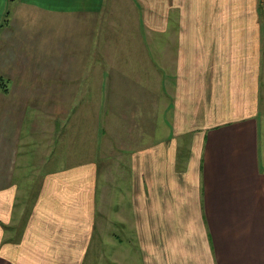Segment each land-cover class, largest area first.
Wrapping results in <instances>:
<instances>
[{"label": "crops", "instance_id": "0c3cea01", "mask_svg": "<svg viewBox=\"0 0 264 264\" xmlns=\"http://www.w3.org/2000/svg\"><path fill=\"white\" fill-rule=\"evenodd\" d=\"M107 6L116 15L118 0H0V264H85L102 224L110 264H264V1L193 0V68L155 72L168 116L116 147L108 177L101 82L89 103L59 91L85 64L70 24L94 39ZM22 69L35 79L18 81Z\"/></svg>", "mask_w": 264, "mask_h": 264}, {"label": "rangeland", "instance_id": "374dc122", "mask_svg": "<svg viewBox=\"0 0 264 264\" xmlns=\"http://www.w3.org/2000/svg\"><path fill=\"white\" fill-rule=\"evenodd\" d=\"M129 1L132 2V6ZM129 1L118 0L116 15L113 8L109 9L108 6L106 10L103 8V18L96 24L95 40L89 35L78 36V25L70 24L72 25L69 32L70 49L74 52L75 60L79 56L77 55L79 48L88 43L85 47V64L80 60L82 72L76 71L77 63L74 62L71 66L75 71L71 72L70 79L79 76L77 77L81 82L79 87L71 85L70 88L59 90L60 93L67 92L66 97L69 100L73 96L76 99V96L85 90L84 103H89L92 102L90 98L94 95L99 97L98 90L92 87L93 82L96 84L101 82L100 150L102 149V154L108 157L102 162L101 170L102 175L106 177L109 176L106 172L109 170L110 155H117L114 152L117 146L122 149L132 147L135 142L140 141L141 132L149 133L155 129L157 123H161L158 116L162 117L163 112L168 116L169 105L164 107L160 101L165 99L162 90L159 89L161 77L158 79L155 72L162 76L165 71L175 74L182 68H193V0ZM9 6L11 7V4ZM45 41L46 37H43V42ZM97 46L101 52V62L97 63L96 57L93 65L91 53L98 48ZM38 62L41 64L42 59ZM31 67L34 68L33 65ZM41 67L39 65V68ZM98 68L101 73L99 75L96 70L97 76L94 77L93 70ZM19 74L21 78L18 76L17 80L20 82L35 79L33 72L29 70L22 69ZM45 78L44 72L37 75L39 86L42 87L35 94L41 98L40 101L45 97ZM4 82L6 84L7 79ZM111 102L114 104H110ZM79 107L80 105L70 106L71 111H77ZM45 109L52 110L46 105H40L39 111L42 112L43 119L39 118V122L47 120L49 126L50 117L46 115ZM109 109H114L120 117L128 116L129 119L111 120L108 113L112 110ZM79 122L81 121L78 120L76 123ZM97 122L98 120L93 121L89 118L87 127L97 130L99 129ZM121 134L124 136L119 137ZM88 136L79 137V140L83 139L87 148H93L94 145L92 146ZM87 148L78 145L79 155L82 156ZM115 165L116 161L111 160L110 168L114 169ZM102 225L103 227L96 228L100 231L92 236L85 264H110L111 242L108 239V226ZM103 231L107 233H102Z\"/></svg>", "mask_w": 264, "mask_h": 264}]
</instances>
